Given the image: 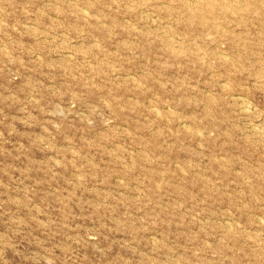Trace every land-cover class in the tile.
I'll use <instances>...</instances> for the list:
<instances>
[{
    "label": "rangeland",
    "instance_id": "374dc122",
    "mask_svg": "<svg viewBox=\"0 0 264 264\" xmlns=\"http://www.w3.org/2000/svg\"><path fill=\"white\" fill-rule=\"evenodd\" d=\"M0 264H264V0H0Z\"/></svg>",
    "mask_w": 264,
    "mask_h": 264
}]
</instances>
